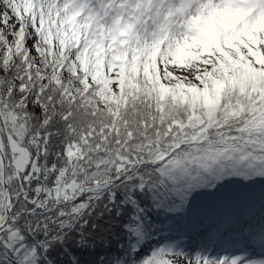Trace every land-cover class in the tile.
Segmentation results:
<instances>
[{"label":"snow or ice","instance_id":"1","mask_svg":"<svg viewBox=\"0 0 264 264\" xmlns=\"http://www.w3.org/2000/svg\"><path fill=\"white\" fill-rule=\"evenodd\" d=\"M0 264H264V0H0Z\"/></svg>","mask_w":264,"mask_h":264}]
</instances>
